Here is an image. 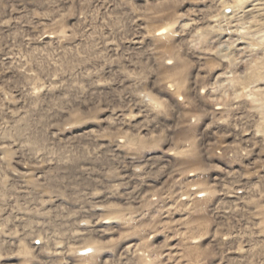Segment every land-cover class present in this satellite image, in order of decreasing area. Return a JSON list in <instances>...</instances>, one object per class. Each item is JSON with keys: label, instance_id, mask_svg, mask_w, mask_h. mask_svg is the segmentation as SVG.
<instances>
[{"label": "clouds", "instance_id": "clouds-1", "mask_svg": "<svg viewBox=\"0 0 264 264\" xmlns=\"http://www.w3.org/2000/svg\"><path fill=\"white\" fill-rule=\"evenodd\" d=\"M0 264H264V0H0Z\"/></svg>", "mask_w": 264, "mask_h": 264}]
</instances>
